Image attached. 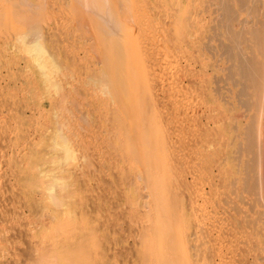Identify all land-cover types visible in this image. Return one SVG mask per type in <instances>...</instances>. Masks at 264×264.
<instances>
[{
	"label": "rangeland",
	"instance_id": "rangeland-1",
	"mask_svg": "<svg viewBox=\"0 0 264 264\" xmlns=\"http://www.w3.org/2000/svg\"><path fill=\"white\" fill-rule=\"evenodd\" d=\"M117 1L124 6L119 10L121 27L138 41L134 52L138 49L151 62L152 96L161 102L151 122L167 133L150 137L157 140L153 148L146 140L150 134L140 131V119L119 118L118 107L126 98L117 92L115 76L129 57L114 48L117 38H95L87 10L77 12L73 0H0V264H264V164L255 185L243 149L246 124L249 129L251 120L253 125L262 117L264 132V105L262 112L256 110L259 104L246 106L249 96L244 94L251 95L253 89L246 86L242 93L247 84L237 67L232 68L237 60L227 62L229 53H224L238 28L251 32V25L262 26V17L253 10L256 0L246 6L245 0H238L239 5L228 0L235 4L226 5L232 6L230 12L238 10L239 16H232L230 23L235 18L239 23L227 29L222 27L229 21L226 7L220 9L226 4L222 0ZM176 15L179 24L187 21L182 28L172 24ZM141 41L148 45L142 47ZM242 42L244 57L264 59L254 39ZM136 54L133 61L140 57ZM186 61L189 74L203 65L207 70L209 88L199 89L203 97L196 89L193 95L188 88L172 93ZM231 64L235 77L228 75ZM237 76L245 85H234ZM218 77L224 78L220 85ZM213 97L216 101L210 102ZM205 103L220 106L214 112L219 122L213 119L210 127H205L206 120L203 126L185 124L182 115L205 109ZM255 112L259 114L253 119ZM204 136L209 141L204 138L203 143Z\"/></svg>",
	"mask_w": 264,
	"mask_h": 264
},
{
	"label": "bare ground",
	"instance_id": "bare-ground-1",
	"mask_svg": "<svg viewBox=\"0 0 264 264\" xmlns=\"http://www.w3.org/2000/svg\"><path fill=\"white\" fill-rule=\"evenodd\" d=\"M64 1V0H63ZM231 1V0H230ZM240 1V0H239ZM244 1V0H243ZM242 1V2H243ZM66 2H68V1H65L64 2V5L62 4V9L63 8H65V9H67L66 7L68 6V4L66 5V7H64L65 6V3ZM219 2H220V4H222L221 3V0H219ZM218 2V3H219ZM222 2H225L226 4H225V6L224 5H220V9L221 8H224V7H226L225 8V12H226V17L225 18H227L228 17V20L229 19H231V18H234V17H232V16H238V10H237V13L234 11V10H232V12H234V14L233 13H231L230 12V10H229V7L232 5H234V7H235V4H232V3H230V2H228V0H227V2L226 1H223L222 0ZM245 2V3H244ZM243 3L245 4V6H246V4H248V3H246V2H248V0L246 1H244ZM73 3H75L76 4V8H77V12H79V10L81 11V10H87V15H86V17L90 20V22H91V24L90 23H88L89 25H91L90 27H91V31H92V34H93V32H94V36L96 35L97 36V38H117L118 40V42H117V44L116 45H114V48L115 49H119V52H121L123 55H125L126 54V56L127 57H129V59L128 58H126V59H128V61H127V63L126 64H124L125 62L124 61H122L121 63H120V65H121V67L119 66V68H118V70L116 71V76L115 75H113V76H115V81H116V88H117V92H119V91H121V94H125V98L126 99H124L125 100V103H123L122 102V106H124V108H122V106L121 107H118V109L120 108V110H118V111H121L120 112V115H119V118H121V117H124V115H126V117H124V118H122V121H123V119H126L127 118V115L129 116L127 119H129L130 118V121H131V119H133V117H134V119L133 120H135V118H136V120L138 119H140L139 121H142V123L144 124H142L141 125V128H143L144 127V129L142 130V129H140V131H142L141 133H143V131H145V133H147V135H149L150 134V136H148L147 137V139L146 140H149L150 139V137H154V138H161V136L162 135H164V136H166V133L167 132H165L164 131V129L162 128V127H160V125H159V123H158V125H154V124H152V122H154L153 121V119H155V118H153V115L156 113L155 111L156 110H158L157 109V105H158V103L157 102H159L160 103V105H161V102L160 101H154L153 100V96L152 95H154L153 94V92H154V90L152 91V89H153V85H151V72H149L148 73V65L151 63L150 61H145V58H144V56L142 55V56H140L139 54H138V49L136 50L137 51V54L140 56V57H135V61H133L131 58L132 57H134L133 55L135 54V52H134V50L136 49V47L135 46H137V44H138V41H137V43L134 41L135 39H133L132 37H129L128 35L130 34H128V32H129V30H128V28L127 27H125L124 29H123V27H121V14H120V12L124 9V6L120 3L119 4V2L117 1V0H73ZM231 4L230 6L228 5V6H226L227 4ZM240 4H242L241 2H239ZM253 3V2H252ZM254 3H255V1H254ZM177 4V6H178V3H176ZM237 4H238V0H237ZM174 5V4H173ZM179 5H181V4H179ZM200 5H201V3H200ZM199 5V6H200ZM218 5V6H219ZM239 5V4H238ZM249 5H250V2H249ZM254 5V4H253ZM231 6V7H232ZM242 6V5H241ZM241 6H239V10H240V8H242ZM245 6H244V8H245ZM248 6V5H247ZM130 7V6H129ZM230 7V8H231ZM234 7H233V9H234ZM250 7H251V5H250ZM256 7V8H255ZM254 8L256 9H253V7H252V9L254 10V13L255 14H258L260 17H262V19H263V21H264V0H256V5L254 6ZM178 9V8H177ZM176 9V10H177ZM200 9V8H199ZM227 9V10H226ZM232 9V8H231ZM243 9V8H242ZM242 9H241V11H242ZM251 9V11L253 12V10ZM64 10V9H63ZM119 10H121V11H119ZM175 10V9H174ZM173 10V11H174ZM223 10V9H222ZM246 9H244V11H245ZM66 11V10H65ZM64 11V12H65ZM224 11V10H223ZM250 11V12H251ZM175 12V14L177 13V11H174ZM224 12V13H225ZM247 12L248 13H250L249 12V9H247ZM236 13V14H235ZM253 13V14H254ZM174 14V15H175ZM178 14H179V12H178ZM177 14V15H178ZM240 14V13H239ZM176 15V19H175V17H174V19L178 22V20H179V17ZM186 15V14H185ZM221 15H222V13H221ZM249 15V14H248ZM247 15V16H248ZM252 15V14H251ZM179 16H180V14H179ZM190 16L191 15H189V18H188V20L190 21ZM254 16H256L255 18L257 19L256 20V22H258L257 24H259L260 22L258 21V18H257V15H253V17ZM86 17H84L85 18V20H86ZM186 17H187V15H186ZM186 17H184V18H186ZM221 17H223L224 18V14L221 16ZM239 17V16H238ZM249 17L250 18H252V16H250L249 15ZM178 18V19H177ZM184 18H183V21H184ZM246 18V17H245ZM87 19V20H88ZM261 19V18H260ZM86 20V21H87ZM88 20V21H89ZM175 20H173V18H172V24L175 22V24L177 25V26H179L180 25V27H181V25L182 24H184L185 22H187L186 20H185V22L183 23L182 22V24H179V22L177 23ZM204 20V19H203ZM237 20H239V19H236L235 18V21H237ZM251 20V19H250ZM252 20H254V19H252ZM191 21H192V17H191ZM190 21V22H191ZM202 21V20H201ZM226 21H227V19H226ZM232 21H234V20H231V23H230V20L228 21V23H227V26H226V23L224 22L223 23V25H222V27H224L225 26V29H227L226 27H228V24H232V25H234V23H236L235 21L232 23ZM242 21V20H241ZM247 21L248 20H246V23H247ZM85 22V21H84ZM218 22H219V19H218ZM238 23H239V21H237ZM249 22V21H248ZM181 23V22H180ZM196 23V22H195ZM251 23L253 24L254 22L253 21H251ZM262 23V26H257V25H251L252 27H254V29H252V31L250 32V31H248V30H250V29H245V27H243L242 25L243 24H245V23H243L242 22V24H241V26L242 27H240V28H244L245 30H247V32L244 30H242V31H239V28L235 31V32H233L234 30V27L233 26H231V27H233V29L231 30V32H233L232 34H230L231 32H229L228 30V33L230 34V35H234L233 37H231L230 36V38H232V43L230 42V38L228 37L229 35H228V33H227V37L229 38V42L231 43L230 45L229 44H227L226 43V47H225V49H226V51H224V53L225 54H231V55H229L228 54V56L226 57V58H228V59H226L227 60V62H228V60L231 58H233V59H235V61L237 62V63H232L233 64V66H232V64L230 65V67H228L229 69H231L230 71H231V73H230V71H229V73H228V75H233L232 74V68L234 69V68H236L237 67V71H238V75H240V78L241 79H244L245 80V83L247 84V85H245V84H243L244 83V80L242 81L241 80V82H242V84L243 85H245V87L244 88H240L241 89V91L242 90H244V89H248L247 87L249 86V87H251V89H253L252 91H253V93H251V91L249 92L251 95H248V93L245 95L244 93H243V91H242V93L244 94V96L246 97V96H251V98H249V97H246V100H245V98H241V97H243V94H241V97H240V100H242V101H244L245 103H246V101H247V98H248V103L246 104V106H250L249 104L250 103H252V104H255L254 105V107L256 106V105H258V106H256L255 108H256V110L258 109V110H260L261 111V109H260V105H261V107H262V105H264V59L263 60H259V58L258 57H256V56H248V57H244V56H247V54L246 53H244L243 51H242V47H243V42L242 41H245V44H246V42L248 41L249 42V40L251 39V41L254 39L255 40V44H256V46L258 47V48H260V51H258V54H259V52H261L260 54H262V52L264 51V22H261ZM79 24L80 23H78V28L80 27L79 26ZM84 23L83 22H81V26L83 25ZM120 24V25H119ZM168 24V23H167ZM172 24H170L169 26H170V28H171V25ZM175 24L173 25V27H172V31L173 32H175L174 30L176 29V27H175ZM179 24V25H178ZM225 24V25H224ZM249 24V23H248ZM187 24H185V26H186ZM200 25H202V23L200 24ZM208 25V24H207ZM216 25V24H215ZM214 25V26H215ZM236 25V24H235ZM261 25V24H260ZM86 27L87 26V29H88V25H87V23L86 24H84L83 25V27ZM92 26L94 27V28H92ZM118 26V27H117ZM184 26V25H183ZM184 26V28L185 29H187L186 27ZM202 26H206V25H202ZM249 26V25H248ZM250 26V27H251ZM256 26V27H255ZM84 27V28H85ZM132 27V26H131ZM134 27L136 28L137 26H136V24H134ZM190 27H192L191 25H190ZM216 27V26H215ZM221 26H220V23H219V28H220ZM222 27H221V29H222ZM236 27V26H235ZM238 27V26H237ZM236 27V28H237ZM66 28V27H65ZM76 28V30H79V29H82V28ZM178 28V27H177ZM182 28V27H181ZM180 28V29H181ZM183 28V29H184ZM206 28V27H205ZM214 28V27H213ZM86 29V28H85ZM85 29H83V30H85ZM92 29H95V30H92ZM183 29H181V31H183ZM231 29V28H230ZM128 30V31H127ZM132 30V29H131ZM179 30V29H178ZM196 30V29H195ZM202 30V29H201ZM213 30H215V29H213ZM241 30V29H240ZM81 31V30H80ZM85 31H89V30H85ZM95 31H96V33H95ZM180 31V30H179ZM185 31V30H184ZM204 31V30H203ZM216 31V30H215ZM214 31V32H215ZM220 31V30H219ZM226 31V30H225ZM239 31V32H238ZM213 32V33H214ZM221 32V31H220ZM236 32H238V33H236ZM246 32V33H245ZM250 32V33H249ZM89 33H90V31H89ZM179 33V32H178ZM241 33V34H240ZM242 33H244L243 35H244V37H245V34H246V36H247V34H250V37H252V38H250V37H246L245 39L242 37ZM251 33H252V35H251ZM66 34V33H65ZM86 34H88V33H86ZM181 35H185V32H184V34H182V33H180ZM215 34V33H214ZM217 34V33H216ZM219 34V33H218ZM173 35V34H172ZM189 35V34H188ZM211 35V34H210ZM220 35V34H219ZM241 35V36H240ZM66 36V35H65ZM96 36H95V38H96ZM129 38H128V37ZM130 36H131V34H130ZM212 36V35H211ZM216 36V35H215ZM221 36L222 35H220V39H221ZM67 37V36H66ZM80 37V36H79ZM127 37V38H126ZM188 37H190V36H187V38ZM195 37V36H194ZM212 37H214V35L212 36ZM217 37V36H216ZM68 38V37H67ZM81 38V37H80ZM93 38V37H92ZM247 38H249L248 40H247ZM133 39V40H132ZM174 39V38H173ZM178 39H180V38H178ZM190 39V38H189ZM212 39V38H211ZM210 39V40H211ZM217 39H218V37H217ZM227 39V38H226ZM191 40H192V38H191ZM198 40V39H197ZM176 41V40H175ZM178 41V40H177ZM200 41H201V38H200ZM202 41H204V39L202 38ZM213 41V40H212ZM218 41H220L219 39H218ZM114 42H116V41H114ZM146 42V41H145ZM166 42H167V40H166ZM165 42V43H166ZM169 42V41H168ZM191 42V45H192V42L193 41H190ZM190 42H187V43H190ZM222 42L224 43V41L222 40ZM124 45H123V44ZM135 43V44H134ZM141 44L140 45H142V47H143V45H146L147 44V42H146V44H143L142 43V41L140 42ZM170 43V42H169ZM176 43H178V42H176ZM175 43V44H176ZM184 44H185V42H183ZM221 44V45H224V44ZM115 44V43H114ZM134 44V45H133ZM150 44V43H149ZM181 44V43H180ZM148 45V44H147ZM241 45H242V47H241ZM251 45V47L250 48H252V49H254V45H253V47H252V44H250ZM249 45V46H250ZM178 46L179 45H177V48H178ZM186 46V45H185ZM189 46V45H188ZM188 46L187 47H185L186 49L188 48ZM212 46V45H211ZM215 45H213V47H214ZM249 46H248V48H249ZM255 46V47H256ZM123 47H124V49H123ZM141 47V46H140ZM142 47H141V49H142ZM144 47H146V46H144ZM180 47V46H179ZM198 47V46H197ZM240 47H241V49H240ZM181 48V47H180ZM179 48V49H180ZM206 48H208L209 49V46H206ZM247 48V49H248ZM134 49V50H133ZM144 49L145 48H143V51H144ZM181 49H183V48H181ZM207 49V50H208ZM212 49V48H211ZM240 49V53H239V50ZM124 50V51H123ZM196 50V49H195ZM198 50V49H197ZM223 49H221V51H222ZM261 50H263V51H261ZM127 53H126V52ZM177 51H180V50H177ZM211 50L209 49V52H210ZM145 52V51H144ZM147 52V51H146ZM181 52H183L182 50H181ZM193 52H196V51H194L193 50ZM193 52H192V55H194L193 54ZM226 52H228V53H226ZM242 52H243V54H242ZM254 52H255V49H254ZM125 53V54H124ZM141 53H143V52H141ZM174 53V52H173ZM210 53H212V52H210ZM214 53V52H213ZM132 54V55H131ZM137 54H136V56H137ZM144 54V53H143ZM175 54V53H174ZM174 54L172 55L173 57H175L176 58V56H174ZM182 54V53H181ZM196 54V53H195ZM218 54V53H217ZM222 54H223V51H222ZM222 54H221V56H222ZM245 54V55H244ZM252 54H254V53H252ZM258 54H257V56H258ZM177 56L178 55H180V54H176ZM184 54H182V56H183ZM186 55V54H185ZM185 55L183 56V57H185ZM181 56V55H180ZM180 56H178V57H180ZM214 56H215V54H214ZM224 56V55H223ZM222 56V57H223ZM231 56V57H230ZM262 56V58H264L263 56H264V54L263 55H261ZM190 57V56H189ZM195 57V56H194ZM222 57H220V59L219 60H221V58ZM137 58V59H136ZM174 58V60H177V59H175ZM197 58H198V56L196 57V60H197ZM258 58V59H257ZM190 59V58H189ZM215 59V58H214ZM230 59V60H231ZM178 60H182V59H179L178 58ZM188 60V59H187ZM192 60H193V58H192ZM208 60V59H207ZM229 60V61H230ZM180 61H178V62H180ZM197 61H199V60H197ZM203 61V60H202ZM234 61V60H233ZM124 62V63H123ZM147 62H150L149 64H147ZM177 62V61H176ZM177 62V63H178ZM188 61H186V63H187ZM191 62V61H190ZM189 62V63H190ZM193 62H194V64H196V62L193 60ZM204 62V61H203ZM231 62H232V60H231ZM152 63H153V61H152ZM176 63V64H177ZM186 63H185V65H184V67L182 68L183 70H182V72H184V70L186 69V66H187V68H190L189 66H188V63H187V65H186ZM197 63H199L200 64V66L203 64L202 62L200 63V62H197ZM211 63V62H210ZM209 63V64H210ZM122 64H124V65H122ZM159 64V63H158ZM180 64V63H179ZM205 65H206V63H204ZM151 65V64H150ZM182 65V64H181ZM181 65H179V66H181ZM213 65V63L210 65V66H212ZM191 66V65H190ZM218 66V65H217ZM216 66V67H217ZM231 66H232V68H231ZM193 67H194V65H193ZM208 68V67H207ZM151 69V68H150ZM210 69H212V67H210ZM221 69V68H220ZM224 68H222V70H223ZM228 69V70H229ZM187 71H188V69H186ZM186 70H185V72H186ZM191 70H194L195 71V69H191ZM206 69H205V67H204V65L200 68V70L199 71H197V72H195V74H193V72L191 73L190 72V74L188 73V72H184V74H183V76H181L180 78H178L174 83H172V84H174L173 85V87L171 86V90H172V93H175L176 91L179 93V90H181V89H184V88H188L189 89V94L191 95V93H192V91L194 92V89H196L197 91H199V89L201 90L202 88H204L205 86H207L206 85V83H208L209 84V81H208V79H206V77H205V75H206ZM212 71H213V69H212ZM237 71L235 72V73H237ZM209 72V71H208ZM207 72V73H208ZM224 72V71H223ZM114 73V72H113ZM112 73V74H113ZM234 73V74H235ZM182 75V74H181ZM227 74H226V76H228ZM237 75V74H236ZM180 76V75H179ZM207 76H209V74L207 75ZM216 76V75H215ZM234 77H235V75H233ZM232 76V77H233ZM229 77V76H228ZM238 77V76H237ZM214 78H216V77H214ZM231 78V77H230ZM239 78V77H238ZM235 79V81H233L234 82V85H236L235 84V82H237V81H239L240 82V78L239 79ZM162 79V78H161ZM220 79H223L224 80V78L222 77V78H220ZM219 79V77H218V82H216V84L218 83L219 85L221 84V80ZM229 78H227L225 81V85H228L229 86V83L228 84H226L227 83V80H228ZM234 79H232L231 78V81L232 80H234ZM216 80V79H215ZM230 80V79H229ZM112 81H113V79H112ZM114 81V82H115ZM154 81V80H153ZM174 81V80H173ZM217 81V80H216ZM221 81V82H220ZM233 82H232V84H233ZM238 82V83H239ZM241 82H240V84H241ZM224 83V82H223ZM237 83V84H238ZM241 84V86H243ZM101 85V84H100ZM189 85V86H188ZM225 85H223L222 87L223 88H226L225 87ZM151 86H152V88H151ZM218 86V85H217ZM236 86H238V85H236ZM236 86H234V88L236 87ZM247 86V87H246ZM155 87V86H154ZM219 88H221L220 86H218ZM217 87V88H218ZM159 88V87H158ZM165 88V87H164ZM191 88V89H190ZM208 86H207V90H208ZM217 88H214V89H217ZM218 88V89H219ZM187 89V90H188ZM217 89V90H218ZM228 89V88H227ZM250 89V88H249ZM204 90V89H203ZM202 90V91H203ZM217 90H215V91H217ZM220 90L221 89H219L218 91L220 92ZM228 90H230V87H229V89ZM184 92H186V90H183ZM217 91V92H218ZM230 91H232V90H230ZM239 91V90H238ZM171 92V91H170ZM176 92V93H177ZM188 92V91H187ZM186 92V93H187ZM218 92V93H219ZM244 92H248V90L246 91H244ZM176 93H175V95H176ZM182 93V92H181ZM185 93V94H186ZM194 93H197V92H194ZM194 93H192V95L194 94ZM204 93V92H203ZM241 92H239V94H240ZM166 94V93H165ZM205 94H207V91H206V93H204V95ZM190 95H188V93H187V96H190ZM197 95V94H196ZM199 95H200V91H199ZM173 96H174V94H173ZM187 96H183V97H185V99H186V97ZM203 97V95L201 94L200 95V97ZM238 96H240V95H238ZM237 96V97H238ZM155 97V96H154ZM157 97V96H156ZM205 97V96H204ZM217 97V96H216ZM228 97V96H227ZM124 98V97H123ZM171 98V97H170ZM175 98V97H174ZM177 98V97H176ZM190 98V97H189ZM191 98H193V96L191 97ZM239 98V97H238ZM155 99V98H154ZM198 99V98H197ZM201 99V98H200ZM225 99V98H224ZM177 100V99H176ZM240 100H238V101H240ZM183 101V100H182ZM185 101V100H184ZM216 100H215V97H213V99H211L210 100V102H215ZM225 101H228V100H226L225 99ZM242 101H240L239 103H241ZM179 102H181V101H178V103ZM205 102V101H204ZM243 102V104L245 105V103ZM139 103H141V105L142 106H140L139 105ZM172 103H173V101H172ZM177 103V104H178ZM176 104V105H177ZM230 104V103H229ZM242 104V103H241ZM242 104V105H243ZM202 105V104H201ZM231 105V104H230ZM233 105V104H232ZM175 106V105H174ZM173 106V107H174ZM204 106H207L205 109H200L199 111H197V112H195L194 114H190V115H187L186 113H184V114H186L185 115V117H183V115H182V117H181V119H183V120H185V124H188V126H189V123L191 122V123H196L197 125L199 124V125H202V123L204 122V120H206V122L205 123H207V125L205 126V127H210L209 126V124L212 122V120L213 119H215V120H213V122L215 121V122H219V120L216 118L217 116L214 114V112H216L215 110H216V108L218 109H220V106H217L216 107V105H214V103L212 104H209V103H207V105H206V103H205V105ZM245 106V109H247V107ZM251 106H253V105H251ZM175 107H177V106H175ZM183 107V106H182ZM199 107H201V106H199ZM239 107V106H238ZM180 108V107H179ZM251 108V107H250ZM264 108V107H263ZM125 109V110H124ZM178 109V108H177ZM184 109V108H183ZM218 109V110H219ZM234 109H235V107H234ZM249 109V108H248ZM161 110V109H160ZM179 110V109H178ZM255 110V109H254ZM247 111V110H246ZM259 111V112H260ZM264 111V110H263ZM183 112V111H182ZM259 112L257 113V112H255V115L253 114H251L252 115V117H254V116H256L257 114H259ZM262 112V111H261ZM174 113V112H173ZM178 113L179 112H177L176 114H177V116H178ZM224 113V112H223ZM222 113V115L224 116V115H226V114H223ZM242 113V112H241ZM245 113V112H244ZM123 116H122V115ZM175 114V115H176ZM182 114V113H181ZM236 114V113H235ZM239 114V113H238ZM264 114V113H263ZM133 115V117H130V116H132ZM180 115V114H179ZM242 116L241 117H244L243 116V113L241 114ZM121 116V117H120ZM236 116H238L237 114H236ZM236 116H235V119H236ZM258 116V115H257ZM256 116V117H257ZM260 116V115H259ZM153 119H152V118ZM174 117V116H173ZM179 117V116H178ZM226 118H227V116H225ZM247 117V116H246ZM251 117V118H252ZM221 118V117H220ZM226 118L224 119L225 120V123L229 120H227L226 121ZM262 117H260V119H261ZM151 119H152V122H151ZM222 119V118H221ZM253 119H255V117L253 118ZM259 119V120H260ZM120 120V119H119ZM223 120V119H222ZM258 120V118H257V120H254V123H253V125H255V121H259ZM121 121V120H120ZM128 121V120H127ZM160 121V120H159ZM252 121V120H251ZM249 122V129H248V127H247V124H246V127L245 128H247L246 130H248L247 132H245L244 134H245V137H244V139H245V144H244V147H243V149L245 150V152L248 154H246V156H249L250 158V160H248V166H249V170H250V172H249V178L250 179H252V181H253V183L255 184V185H258L259 183H260V178H261V176H262V174L259 172V168L261 167V165L262 164H264V132L262 131V124H261V120L259 121V122H257L256 123V125L255 126H253V125H250L252 122ZM117 122H119V121H117ZM214 122V123H215ZM222 122V121H221ZM122 123V122H121ZM132 125H133V122H130ZM141 123V122H140ZM139 122L137 123V124H140ZM171 123V122H170ZM190 123V125H192ZM205 123H203V124H205ZM236 123H237V121H236ZM124 124V123H123ZM129 124V123H128ZM184 124V123H183ZM234 124V123H233ZM122 125V124H121ZM132 125H130V126H132ZM135 125H136V123H135ZM135 125H133V128H134V126ZM196 125V126H197ZM118 126H120V124L118 125ZM129 126V125H128ZM128 127V129H130L131 127ZM137 127L138 126H140V125H136ZM187 126V125H186ZM195 126V125H194ZM203 126V125H202ZM233 126V125H232ZM254 128H253V127ZM146 127V128H145ZM213 127H215V126H213ZM251 127V128H250ZM117 128H119V127H117ZM138 128H140V127H138ZM137 128V129H138ZM253 128V129H252ZM121 129V128H120ZM232 129H234V126L232 127ZM231 129V130H232ZM127 130V129H126ZM184 130V129H183ZM208 130H209V128H208ZM212 130V129H211ZM118 131H119V129H118ZM132 131V130H131ZM134 131H136V127H135V129H134ZM134 131H132L133 133H135L136 134V132H134ZM139 131V130H138ZM120 132V131H119ZM165 132V133H164ZM138 133H140V132H138ZM162 133H164V134H162ZM154 134V135H153ZM207 134H211V132H207ZM141 135L142 134H140V136L139 137H141ZM143 135H145L144 133H143ZM208 135V138H210V136ZM146 136V135H145ZM144 136V137H145ZM207 136V135H206ZM206 136H204L203 137V143H205V140H208L209 141V139H207V137ZM211 136H212V134H211ZM239 136V135H238ZM143 137V136H142ZM164 138V137H163ZM162 138V139H163ZM204 138H205V140H204ZM141 139V138H140ZM165 140H166V138H164ZM160 140V139H159ZM164 140V141H165ZM153 142V143H150V146L153 148V144L154 143H156V141L157 140H149L148 142ZM161 142H162V140H160ZM207 141V142H208ZM145 143H147V142H145ZM202 143V142H201ZM202 143V144H203ZM158 144V143H157ZM197 144V143H196ZM143 145V144H142ZM141 145V146H142ZM146 145V144H145ZM145 145H144V147H145ZM148 146H149V143L147 144ZM165 145H166V143H165ZM241 145H243V144H241ZM240 145V143H239V150H237V152L239 151H242V146ZM148 146H147V148H148ZM150 146H149V149H151L150 148ZM169 146V145H168ZM200 146H203V145H200ZM165 147V146H164ZM198 147V146H197ZM146 148V149H147ZM165 148H167V147H165ZM171 148V147H170ZM201 148H203V147H201ZM235 152V151H234ZM238 152V153H239ZM244 152V151H243ZM243 152H240V154L241 153H243ZM250 154V155H249ZM257 188H259V187H257ZM241 191V190H240ZM246 191V190H245ZM244 191V193H246ZM242 193V192H241ZM74 250V249H73ZM72 250V251H73ZM72 251H71V253H72ZM75 251V250H74ZM71 253H69L70 255H73V254H71ZM74 253V252H73ZM79 254V253H78ZM75 255V254H74Z\"/></svg>",
	"mask_w": 264,
	"mask_h": 264
}]
</instances>
